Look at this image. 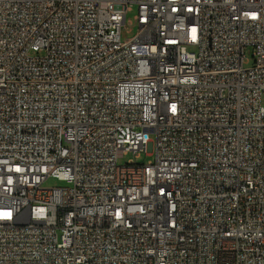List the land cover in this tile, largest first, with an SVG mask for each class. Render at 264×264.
<instances>
[{"label": "built area", "instance_id": "obj_1", "mask_svg": "<svg viewBox=\"0 0 264 264\" xmlns=\"http://www.w3.org/2000/svg\"><path fill=\"white\" fill-rule=\"evenodd\" d=\"M263 96L264 0H0V264H264Z\"/></svg>", "mask_w": 264, "mask_h": 264}, {"label": "rangeland", "instance_id": "obj_2", "mask_svg": "<svg viewBox=\"0 0 264 264\" xmlns=\"http://www.w3.org/2000/svg\"><path fill=\"white\" fill-rule=\"evenodd\" d=\"M126 11V10H125ZM135 14H136V7H132L131 10H127L126 13V24L122 28V39L128 40L131 37H133L136 32L138 31V25L135 20ZM246 56L250 59V62L248 63L249 66L252 64V49L248 48L246 50ZM264 103V96L262 99ZM133 158V153L130 152L128 154H125L119 158L120 164H125L128 162V160ZM153 159L152 155H147L145 153H142L140 157L137 158L138 163H147L149 160ZM45 187H62V186H69L68 183L65 181H61L57 178L50 177L44 182Z\"/></svg>", "mask_w": 264, "mask_h": 264}]
</instances>
